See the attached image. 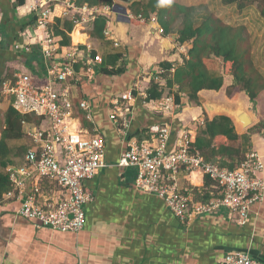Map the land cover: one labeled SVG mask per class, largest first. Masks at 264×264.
<instances>
[{"label":"crops","instance_id":"crops-1","mask_svg":"<svg viewBox=\"0 0 264 264\" xmlns=\"http://www.w3.org/2000/svg\"><path fill=\"white\" fill-rule=\"evenodd\" d=\"M2 1L8 4L6 0ZM31 5L22 6L28 8L27 14L24 15L21 10L20 15L17 13L18 18L32 16ZM119 5L124 11L116 13L114 8L107 26L112 32V41H95L92 38L87 41L86 37V43L93 49L92 54L102 56L103 61L108 59V70H113V73L106 75L98 71L104 65L103 62L97 66L93 79H85L81 81V86L79 84L74 88L75 102L86 100L90 104V111L85 112L91 116V120L87 119L90 128L82 126L83 129L90 134L101 135L107 143L105 166L99 175L85 183L86 190L93 196V201L85 207V228L79 233H73L36 227L33 221L18 214L20 202L5 199L6 192L1 191L3 185L0 183V264H227L225 257L233 253H248L253 259L264 263V202L251 208L246 225H238L226 210L199 217L186 225L180 222L162 199L136 190L135 169L118 166L126 146L122 145L118 131L109 119L111 100L136 83L147 92L155 77L160 78L164 85L167 71L163 69L162 63L178 65L187 57V49L179 46L175 32L165 36L150 24L130 21L128 15L132 10ZM54 9L57 18L64 21L66 17L60 11L61 6L54 5ZM246 11L242 14L246 15ZM242 24L252 27V23L246 21ZM250 33L253 34L251 30ZM257 36L264 39L263 35H252L255 47L256 44H264V40L259 43ZM75 38L78 37L73 33L72 44L84 47V43L75 42ZM114 40L119 43V47L114 45ZM118 53L122 56L114 65L110 56ZM8 65L17 67L19 72L32 73L40 82L44 81L43 68L36 62L32 64L33 70L16 62ZM209 68L215 75L224 74L221 66L219 70ZM134 75L135 84L132 79ZM230 78L225 76V86L220 91L200 92L201 108H178L176 104L180 109H177V113L174 111L162 115L148 109L143 99L139 100L134 111V132L144 129L151 132L159 120L171 123L175 130H191L197 137V132L205 125L204 113L211 120L217 116L208 114V102L227 106L233 102V98L223 95L228 83L233 84ZM239 94V104L252 116L254 127L264 120V94L256 106L244 92ZM220 95L224 100L220 101ZM11 104L12 101L10 103L5 99L0 102V108L4 106L2 110L6 112ZM44 127H47L46 123ZM26 128L37 129L33 125ZM249 129L242 130L239 127V147L249 149L248 152L256 151L264 158L263 135L251 134L252 147H246L242 137L249 134ZM9 145L11 149H16L17 158L11 157L13 163L8 168L26 166V155L32 147V140L25 136L20 140H12ZM0 173L9 177L7 168H0ZM37 184L41 199L57 200L62 197L60 188L50 181L29 179L27 189L31 190ZM182 185L192 189L196 201L202 199V192L209 198L217 192L216 185L207 186L206 180L199 173L184 177Z\"/></svg>","mask_w":264,"mask_h":264},{"label":"built area","instance_id":"built-area-1","mask_svg":"<svg viewBox=\"0 0 264 264\" xmlns=\"http://www.w3.org/2000/svg\"><path fill=\"white\" fill-rule=\"evenodd\" d=\"M51 2L53 0H33L31 10L37 17L35 33L28 39L25 32H20L24 41L15 45L17 53L28 54L40 44L44 81L36 80L32 73L20 71L14 75V82L8 81L0 88V102L8 99L19 113L42 118L41 126H35L37 129H27L28 125L24 124L32 147L26 155V166L7 168L12 189L6 192L5 199L20 202L18 214L33 221L38 228L79 233L86 225L85 207L93 201L85 183L99 175L105 166L107 143L101 135L84 130L81 120L74 117V88L85 79H93L103 60L100 55L93 57L91 46L83 49L81 45L71 44L62 49L61 39L49 29L51 15L55 12ZM65 4L68 6L65 13L75 9L94 17L112 11L109 7L79 8L75 0H65ZM128 17L152 25L160 34L165 33L155 18L147 20L133 13ZM111 35L112 32L106 29L105 37ZM180 47L184 49V46ZM175 65L171 73L175 71ZM154 80L162 82L158 77ZM146 98L147 92L136 83L113 97L110 103L109 119L118 131L122 145L126 146L118 166L136 170V190L162 199L182 224L189 225L199 217L226 210L238 225H246L251 208L264 202V160L261 155L249 151L236 169L223 168L205 160L194 146L196 135L191 130L181 129L172 143L174 126L171 123L152 127L150 139L142 142L129 139L135 105L139 100L143 99L148 109L162 115L180 108H177L174 96L150 102ZM80 110L89 112V102L82 101ZM87 119L91 120L89 113ZM45 123L47 127H44ZM195 173L216 185L217 192L207 200L196 201L192 189L182 185L184 177ZM33 178L55 183L62 197L41 199L38 184L27 189V180ZM201 194L206 196L203 192ZM225 262L264 264L248 253L229 254Z\"/></svg>","mask_w":264,"mask_h":264},{"label":"trees","instance_id":"trees-1","mask_svg":"<svg viewBox=\"0 0 264 264\" xmlns=\"http://www.w3.org/2000/svg\"><path fill=\"white\" fill-rule=\"evenodd\" d=\"M2 2L0 0V88L3 87L4 83L15 80V73L9 76L7 72L9 63L19 61L31 70H33L32 64L34 62L42 68L44 65L39 46H34L32 53H15V45L22 41L19 33L25 31L28 26L32 27L36 23L37 17L30 16L19 21L18 14L17 16L14 14L20 7L32 3L33 0H6L8 4ZM223 3L226 6L235 5L239 13L256 7L264 19V0H223ZM75 4L79 8L87 6L89 8L109 7L112 9L115 2L114 0H75ZM129 9H134L136 15H142L147 20L155 18L157 24L164 30L165 36L175 32L177 43L187 49V57L183 58L181 64L175 65L173 73H171V69L174 64L162 63L163 69L167 71L164 75L165 84L152 80L151 87L147 90V102L174 96L176 104L180 107L201 108L203 105L200 92L204 90L220 91L225 86V76H230L233 78V84L228 87L227 95L233 98L235 93L244 92L250 102L257 105L258 99L264 94V74L255 64L252 35L247 26L230 25L213 13L206 14L198 22L195 17L199 10L197 6H188L174 0H170L169 3H162L161 0H147L145 3L136 2ZM110 14L111 11L95 15L89 29H87L88 24H84L83 28L78 26L75 29L74 20L65 19L62 21L60 18H57L55 25L49 26V29L53 27L55 36L61 38L62 49L71 46L70 34L74 29V33L78 37L74 41L79 44L86 43V37L104 41ZM82 48L84 49V47ZM93 55L96 56V53ZM121 56L119 53L110 56L114 65ZM209 61L219 62L224 74H213L208 66ZM107 62L108 59L104 61V65L98 71L109 75L113 73V70H108ZM132 79L134 80L133 84H135L136 75ZM80 103L81 100L75 102L76 113L74 117L81 120L83 127L90 128L87 113L80 110ZM1 114L2 111L0 110V116ZM204 115L205 125L197 132L195 148L201 152L207 162L218 164L230 170L236 169L249 149L235 146L241 137L236 131L233 120L225 115L216 116L211 120L206 112ZM134 122L129 139L136 138L138 142L150 139L151 132L148 129L134 132ZM41 123L42 118L35 114L23 115L12 106L5 112L3 119L0 120V130L2 131L0 168H8L13 163L11 157L14 154L9 143L26 136L24 124L40 127ZM160 123L167 122L158 120V124ZM178 133L179 130L174 128L172 143L176 140ZM251 134L264 136V120L250 128L249 134L242 137L246 147L249 148L252 147ZM0 183L3 185L1 191L8 192L11 190L9 177H5L1 173ZM211 184L212 182L206 179V185L210 186ZM208 198V196L202 197L203 200Z\"/></svg>","mask_w":264,"mask_h":264},{"label":"rangeland","instance_id":"rangeland-1","mask_svg":"<svg viewBox=\"0 0 264 264\" xmlns=\"http://www.w3.org/2000/svg\"><path fill=\"white\" fill-rule=\"evenodd\" d=\"M55 0H53V2H51V7H54V5H60L62 9H60V11L62 10L63 12V16L66 17L65 19H72L75 21L76 23V27L75 29L80 26L81 28H83V25L84 24H88L87 25V29L90 28L91 26V21L93 19H95V15L94 17L90 16L89 13H83V12H79V11H76L75 9H69V11L67 13H65L66 9L68 8V6L65 4V0H59V2H56L54 3ZM147 0H140V3H145ZM174 1H177L179 3H182V4H185V5H188V6H197L198 7V12H196L195 14V17L196 19L198 20V22H200L205 16L206 14H210V13H213L215 15H217L218 17H220L221 19H223L225 21V23H228L230 25H244L242 24L244 21L248 22V23H252V27H248L249 31L251 30L252 31V35L256 36L257 35H263L264 37V19L261 17L260 13H259V10L256 8V7H252V8H249L247 9V13L246 15H243L242 13H239V10L237 9V7L235 5H230V6H226L224 5L223 3V0H174ZM115 4H118L116 6V8L113 6L112 7V10L115 8V12L116 13H119V11H124L119 4L121 5H124L125 7H128L129 9V5H126L118 0H114ZM27 7H22V9H18L17 13H21V10L22 12L25 14H27ZM55 10V9H54ZM59 10V9H58ZM130 10V9H129ZM133 14H135V10L133 9ZM131 11V13H132ZM17 13L14 14L17 16ZM76 15V16H75ZM32 16H36V14H32ZM111 16V14H110ZM138 16V15H136ZM18 17V16H17ZM29 17H20L18 18L19 21H22L23 19H27ZM129 18V17H128ZM245 18H248V19H245ZM56 19H57V14H56V10L55 12L51 15V23L52 25H55V22H56ZM129 20L131 21V19L129 18ZM262 20V21H261ZM134 21H137L140 23L139 20H136L134 19ZM51 26V25H50ZM246 26V25H245ZM53 27H51V31H53L52 29ZM34 25L31 27V26H28L27 28H25V32L28 39L32 38L33 37V34H34ZM74 29V30H75ZM108 29V28H107ZM74 30L72 32V34L74 33ZM71 37V43H72V36ZM112 37V35H111ZM106 38L105 39H108V40H111L112 41V38ZM257 40L259 41V43H262L263 42V38H259V36H257ZM59 39H61L59 37ZM93 39V38H92ZM262 39V41L260 40ZM32 40V39H31ZM22 41H24V39H22ZM87 41H91V38H88ZM86 41V42H87ZM97 41V40H95ZM252 42H253V37H252ZM116 43H118L117 41L114 40V45L116 46ZM119 44V43H118ZM40 47V44L38 45ZM88 44L87 43H84V47L87 48ZM253 55H254V61H255V64L256 66L260 69V71L264 74V44L262 46H260V44H256V47L253 43ZM116 47H119V46H116ZM17 53V52H15ZM18 54V53H17ZM93 55V54H92ZM93 57H95L93 55ZM102 57V56H101ZM103 60V58H102ZM16 64L18 65H22L19 61H15ZM104 62V61H103ZM210 67H213L215 70H219L220 69V66L222 67V65L217 62V61H209V65ZM23 67V66H22ZM19 68V67H18ZM222 69V68H221ZM9 73V76H11L12 74H16V73H19V71L17 70V67L15 68V66H9V70L7 71ZM230 80L233 82V79L230 78ZM231 83V82H230ZM230 83H228V86L226 87L225 91H224V94L223 95H227V89L228 87L231 85ZM142 87V85H141ZM220 98V101L221 99L224 100L223 96H218ZM240 97V94L239 92L235 93L234 97H233V102H231L230 108H236L239 106V100L241 98ZM227 106V105H226ZM256 106V105H255ZM4 106H2V108H0L1 110L3 109ZM180 110V109H178ZM207 110V108H206ZM3 111V110H2ZM175 112L177 113V109L175 110ZM208 114L210 116H214L216 113H211L207 110ZM5 112L3 111L2 114H1V118L3 119V116H4ZM233 120V119H232ZM234 122V125H235V128H236V131L238 132L239 131V127H238V124L237 122ZM244 130V129H242ZM2 133V131L0 130V134ZM1 138V137H0ZM235 146L239 147V143L235 144ZM16 149H12L13 151V154H14V158H17L16 157Z\"/></svg>","mask_w":264,"mask_h":264},{"label":"water","instance_id":"water-1","mask_svg":"<svg viewBox=\"0 0 264 264\" xmlns=\"http://www.w3.org/2000/svg\"><path fill=\"white\" fill-rule=\"evenodd\" d=\"M126 5H133L136 2H140V0H118ZM206 108L211 113H216L215 115H225L233 119L235 122L241 123L243 128L249 129L254 125V120L252 116L248 113V111L243 107V105L239 104L236 108H230L226 105H219L213 102H208L206 104Z\"/></svg>","mask_w":264,"mask_h":264},{"label":"bare ground","instance_id":"bare-ground-1","mask_svg":"<svg viewBox=\"0 0 264 264\" xmlns=\"http://www.w3.org/2000/svg\"><path fill=\"white\" fill-rule=\"evenodd\" d=\"M236 122H237V121H236ZM237 124H238V127H240V129H244V128H243V125H242L241 123H238V122H237ZM195 180H196V179H195ZM193 181H194V180H193Z\"/></svg>","mask_w":264,"mask_h":264},{"label":"snow or ice","instance_id":"snow-or-ice-1","mask_svg":"<svg viewBox=\"0 0 264 264\" xmlns=\"http://www.w3.org/2000/svg\"><path fill=\"white\" fill-rule=\"evenodd\" d=\"M162 3H169L170 0H161Z\"/></svg>","mask_w":264,"mask_h":264}]
</instances>
